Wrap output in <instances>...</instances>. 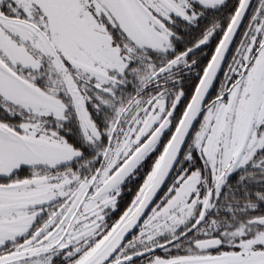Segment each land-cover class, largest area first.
Instances as JSON below:
<instances>
[{"label":"snow or ice","instance_id":"6c2138e0","mask_svg":"<svg viewBox=\"0 0 264 264\" xmlns=\"http://www.w3.org/2000/svg\"><path fill=\"white\" fill-rule=\"evenodd\" d=\"M0 264H264V0H0Z\"/></svg>","mask_w":264,"mask_h":264}]
</instances>
